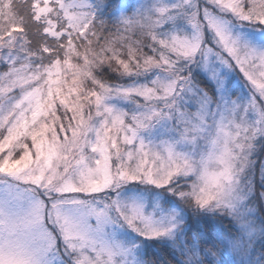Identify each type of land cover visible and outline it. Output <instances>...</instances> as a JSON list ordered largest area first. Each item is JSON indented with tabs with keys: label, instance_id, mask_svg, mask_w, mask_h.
Segmentation results:
<instances>
[{
	"label": "snow or ice",
	"instance_id": "1",
	"mask_svg": "<svg viewBox=\"0 0 264 264\" xmlns=\"http://www.w3.org/2000/svg\"><path fill=\"white\" fill-rule=\"evenodd\" d=\"M0 264H264V0H0Z\"/></svg>",
	"mask_w": 264,
	"mask_h": 264
}]
</instances>
